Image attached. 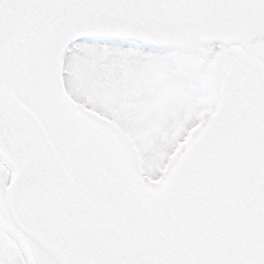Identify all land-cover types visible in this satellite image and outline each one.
<instances>
[{"label":"snow or ice","instance_id":"6c2138e0","mask_svg":"<svg viewBox=\"0 0 264 264\" xmlns=\"http://www.w3.org/2000/svg\"><path fill=\"white\" fill-rule=\"evenodd\" d=\"M0 264H264V0H0Z\"/></svg>","mask_w":264,"mask_h":264}]
</instances>
